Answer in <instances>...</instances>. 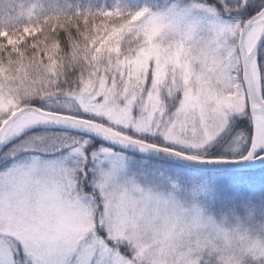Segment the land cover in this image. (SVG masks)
Listing matches in <instances>:
<instances>
[{
  "label": "snow or ice",
  "instance_id": "1",
  "mask_svg": "<svg viewBox=\"0 0 264 264\" xmlns=\"http://www.w3.org/2000/svg\"><path fill=\"white\" fill-rule=\"evenodd\" d=\"M264 0H0V264H264Z\"/></svg>",
  "mask_w": 264,
  "mask_h": 264
},
{
  "label": "rangeland",
  "instance_id": "2",
  "mask_svg": "<svg viewBox=\"0 0 264 264\" xmlns=\"http://www.w3.org/2000/svg\"><path fill=\"white\" fill-rule=\"evenodd\" d=\"M7 2L15 6L17 2H20V0H7ZM23 2H29V0H23ZM57 2L60 3L61 5L67 3H72L74 5L75 4L84 5L88 3V0H57ZM105 2L112 3V0H105ZM130 2H132V0H130ZM262 193H264V186L261 185L260 178L257 175L255 178L247 180L246 185L240 194L247 197L258 198Z\"/></svg>",
  "mask_w": 264,
  "mask_h": 264
}]
</instances>
